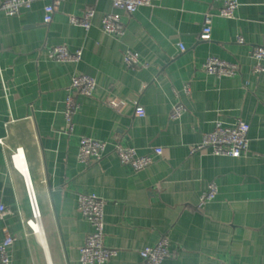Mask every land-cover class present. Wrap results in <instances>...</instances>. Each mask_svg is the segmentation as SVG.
<instances>
[{"label": "crops", "instance_id": "crops-1", "mask_svg": "<svg viewBox=\"0 0 264 264\" xmlns=\"http://www.w3.org/2000/svg\"><path fill=\"white\" fill-rule=\"evenodd\" d=\"M60 1L49 23L43 16L50 0H35L14 16L0 8V204L6 207L0 242L7 232L15 237L10 264H80L92 227L79 195L91 193L106 201L104 242L117 250L104 264H139L141 249L163 236L172 256L162 264H264V72L254 73L251 57L254 46L264 47V0H236L231 18L217 13L226 0H160L132 14L118 11L120 36L102 28L103 16L117 11L110 0ZM88 9L95 12L90 28L70 21ZM207 13L212 38L203 40ZM55 45L81 49V60L50 58ZM128 50L138 53L140 65L125 63ZM209 56L237 63L238 73H207ZM79 74L94 78L96 88L92 95L75 92L70 129L65 100ZM112 99L122 101L120 109L108 104ZM178 102L185 111L173 120ZM238 120L250 125L241 156L191 152L216 121ZM82 136L106 141L101 160L79 161ZM116 145L139 154L160 146L163 154L135 171L121 163ZM26 178L41 211L42 238L26 224L32 217ZM212 182L218 193L201 204Z\"/></svg>", "mask_w": 264, "mask_h": 264}, {"label": "built area", "instance_id": "built-area-1", "mask_svg": "<svg viewBox=\"0 0 264 264\" xmlns=\"http://www.w3.org/2000/svg\"><path fill=\"white\" fill-rule=\"evenodd\" d=\"M117 11L105 14L102 18V28L108 33L115 35L123 34V24L121 13H134L142 5H152L160 0H110ZM35 0H2L0 8L9 16L19 15L23 10L30 9ZM60 0H50L44 6L43 20L45 23L52 21L55 12L60 6ZM239 3L236 0H226L218 9V15L222 17H234ZM95 12L93 9L86 10L82 16H71L70 21L86 29L91 27V21ZM200 38L210 40L212 38V15L207 13L204 18V26L200 33ZM239 42H243L242 37H238ZM184 50L185 47L180 45ZM83 51L69 50L65 45H55L48 49L50 58L59 62H78L82 58ZM251 57L254 59L253 71L256 74L264 72V47L254 46L251 49ZM125 63L130 67L140 65L138 53L128 50L124 56ZM146 66V65H144ZM204 70L217 77L234 76L239 71L237 63L221 59L217 56H209L203 63ZM96 88V80L88 75H75L69 93L65 100L64 115L70 129H72L73 116L78 109V102L75 98V92L92 95ZM186 92L190 91L189 85H185ZM108 104L116 109H120L122 101L109 100ZM185 111V106L181 103H175L172 107L170 118L179 119ZM136 113L139 116L145 115L143 106L137 104ZM250 130L249 123L238 120L233 125H226L222 121H216L212 131L203 135L200 143L191 147V152L208 150L215 155H228L232 157L241 156L248 148ZM0 145H4L3 139H0ZM121 163L130 165L135 171H140L152 165L163 154V148L160 146L152 147L147 153L139 154L133 147L115 146ZM107 153L106 141L91 136H82L79 143L78 159L81 163L89 165L92 162L101 160ZM22 159L23 154L18 149L14 154V159ZM16 161V160H15ZM17 165V163H16ZM18 166V165H17ZM19 167V166H18ZM26 190L31 207L32 217L26 224L36 235L42 233L41 211L38 205L37 196L33 185L26 178ZM218 193V186L215 182L209 184L208 189L201 195L200 202L204 204L213 200ZM106 201L102 197L91 194L79 195V209L85 219L90 223L92 229L86 237L84 245L79 249L80 264H104L111 257L117 254L116 249L109 248L104 242V211ZM6 211V207L0 204V216ZM15 237L11 233H6L0 242V263L10 264V247L13 245ZM172 256L170 249V239L163 236L154 245H149L141 249L139 264H162L164 260Z\"/></svg>", "mask_w": 264, "mask_h": 264}, {"label": "bare ground", "instance_id": "bare-ground-1", "mask_svg": "<svg viewBox=\"0 0 264 264\" xmlns=\"http://www.w3.org/2000/svg\"><path fill=\"white\" fill-rule=\"evenodd\" d=\"M16 159H17V158H16ZM18 160H20V159L18 158ZM19 168H20V167H19ZM40 237H41V238L43 237L41 231H40Z\"/></svg>", "mask_w": 264, "mask_h": 264}]
</instances>
